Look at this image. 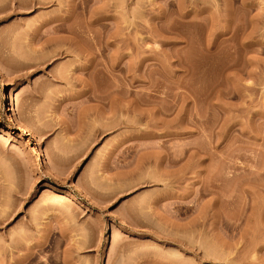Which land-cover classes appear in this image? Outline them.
Returning <instances> with one entry per match:
<instances>
[{"label":"rangeland","instance_id":"obj_1","mask_svg":"<svg viewBox=\"0 0 264 264\" xmlns=\"http://www.w3.org/2000/svg\"><path fill=\"white\" fill-rule=\"evenodd\" d=\"M163 4L0 0V264H264V0Z\"/></svg>","mask_w":264,"mask_h":264},{"label":"bare ground","instance_id":"obj_2","mask_svg":"<svg viewBox=\"0 0 264 264\" xmlns=\"http://www.w3.org/2000/svg\"><path fill=\"white\" fill-rule=\"evenodd\" d=\"M35 5H36V4H35ZM32 6H33V5H32ZM2 8H3V7H2ZM0 9H1V8H0ZM1 10H3V9H1ZM59 53H60V52H59ZM58 55H59V54H58ZM21 64H23V63L21 62ZM26 65H27V64H26ZM28 65H29V64H28ZM28 67H29V66H28ZM54 76H55V75H54ZM57 77H58V76H57ZM57 77H55V78H57ZM61 77H62V75L60 76V80H61ZM63 78H64V77H63ZM58 80H59V78H58ZM91 86H92V85H91ZM90 92H91V91H90ZM90 94H91V93H90ZM83 95H85V94H83ZM87 95H89V90H88V92H86V96H87ZM86 96H85V97H86ZM94 96H95V95H94ZM83 97H84V96H83ZM90 97H91V96H90ZM90 97H89V98L87 97V98L90 99ZM96 97H97V96H96ZM93 98H94V97H93ZM97 98H98V97H97ZM91 99H92V98H91ZM95 99H96V98H95ZM102 100H103V99H102ZM88 101H89V100H88ZM88 111L90 112L91 110H88ZM88 111H87V112H88ZM114 111H115V110H114ZM97 113H98V112H97ZM99 113H100V112H99ZM89 115H90V114H89ZM116 115H117V114H116ZM86 116H87V114H86ZM84 117H85V116H84ZM90 117H92V116H90ZM117 117H118V116H117ZM86 118H87V117H86ZM116 120H117V118H116Z\"/></svg>","mask_w":264,"mask_h":264},{"label":"crops","instance_id":"obj_3","mask_svg":"<svg viewBox=\"0 0 264 264\" xmlns=\"http://www.w3.org/2000/svg\"><path fill=\"white\" fill-rule=\"evenodd\" d=\"M163 1H164V4H163V5H164V7H165V6H166V0H163Z\"/></svg>","mask_w":264,"mask_h":264}]
</instances>
